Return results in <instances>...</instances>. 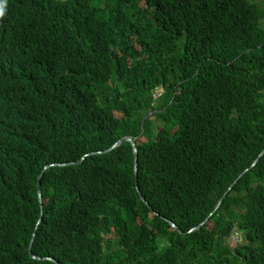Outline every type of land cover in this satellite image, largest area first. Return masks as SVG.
<instances>
[{
    "label": "trees",
    "instance_id": "trees-1",
    "mask_svg": "<svg viewBox=\"0 0 264 264\" xmlns=\"http://www.w3.org/2000/svg\"><path fill=\"white\" fill-rule=\"evenodd\" d=\"M263 147L264 0H4L0 264H264Z\"/></svg>",
    "mask_w": 264,
    "mask_h": 264
},
{
    "label": "water",
    "instance_id": "water-1",
    "mask_svg": "<svg viewBox=\"0 0 264 264\" xmlns=\"http://www.w3.org/2000/svg\"><path fill=\"white\" fill-rule=\"evenodd\" d=\"M146 115L143 116L142 118V121H141V128L143 127V119ZM137 136H131L130 134H123L121 137L117 138L108 148L104 149V150H96V152H101V151H108L112 148H114L115 146H117L118 144H120L121 142L127 140L131 143V146H132V150H133V172H134V176L135 178H137V159H138V149H137V146H136V143H135V139H136ZM264 152V147L262 148V150L259 152L258 154V157L260 156V154ZM258 157H256L250 164L253 165L256 160L258 159ZM83 157H81L80 159L77 160V162H80L82 160ZM74 161H67V162H51V163H48L44 166V169L50 165H53V164H67V163H73ZM248 168V167H247ZM247 168L243 169L239 174L238 176H240L245 170H247ZM42 173H40L38 175V182H37V194H38V200H39V205L40 207H42V199H41V190H40V181H39V178L41 176ZM235 183V180L229 185V187L224 191L223 195L218 199L217 203H216V206L214 208V210L217 208V206L219 205V203L221 202V199L222 197L225 195V193L229 190V188ZM136 189L138 190L139 192V189H138V186L136 185ZM140 196L141 198L144 200V197L141 195L140 193ZM211 214V213H209ZM166 218V217H164ZM169 223L171 224V226L174 228V229H177L180 231L179 227L175 224L174 221L166 218ZM205 221V219L203 221H201L200 223H198L197 225H194L192 226L189 230H193L195 228H197L200 224H202L203 222ZM34 237V232L32 233L31 235V239H30V242L28 244V251H29V254L31 257L33 258H40L39 255H36L34 254L32 251H31V245H32V239ZM43 259H49V260H52L54 261L56 264H60L54 257L52 256H48V255H45L43 256Z\"/></svg>",
    "mask_w": 264,
    "mask_h": 264
},
{
    "label": "clouds",
    "instance_id": "clouds-1",
    "mask_svg": "<svg viewBox=\"0 0 264 264\" xmlns=\"http://www.w3.org/2000/svg\"><path fill=\"white\" fill-rule=\"evenodd\" d=\"M4 16V0H0V18H2ZM155 89H157V88H155ZM156 91L154 90L153 91V96H158V95H160V93L158 94V95H156V94H154ZM233 230H237L236 228L235 229H233ZM233 230H232V232H233ZM231 232V233H232ZM231 233H230V235H229V237H227L228 239H227V242H229L230 244H231V242H230V236H231ZM239 233H240V231H239ZM240 235H241V233H240ZM241 237H242V235H241ZM238 242H240V241H238ZM238 242H236V243H238ZM236 243H234V244H231V245H235Z\"/></svg>",
    "mask_w": 264,
    "mask_h": 264
},
{
    "label": "built area",
    "instance_id": "built-area-1",
    "mask_svg": "<svg viewBox=\"0 0 264 264\" xmlns=\"http://www.w3.org/2000/svg\"><path fill=\"white\" fill-rule=\"evenodd\" d=\"M241 240V235L238 230H233L230 236V242L231 244H234Z\"/></svg>",
    "mask_w": 264,
    "mask_h": 264
},
{
    "label": "rangeland",
    "instance_id": "rangeland-1",
    "mask_svg": "<svg viewBox=\"0 0 264 264\" xmlns=\"http://www.w3.org/2000/svg\"><path fill=\"white\" fill-rule=\"evenodd\" d=\"M157 89H154L156 92L154 93V94H156V95H158L160 92H162L163 91V89H162V87L161 86H158V87H156ZM133 96H134V94H133ZM154 98H155V100H157V97L156 96H153ZM153 111H151V112H149V113H152ZM241 240H242V237H241ZM240 240V241H241Z\"/></svg>",
    "mask_w": 264,
    "mask_h": 264
}]
</instances>
